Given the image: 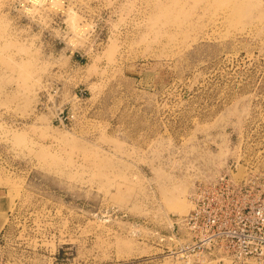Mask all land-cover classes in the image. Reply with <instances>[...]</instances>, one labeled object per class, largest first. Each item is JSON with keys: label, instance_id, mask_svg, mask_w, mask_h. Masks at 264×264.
<instances>
[{"label": "rangeland", "instance_id": "obj_1", "mask_svg": "<svg viewBox=\"0 0 264 264\" xmlns=\"http://www.w3.org/2000/svg\"><path fill=\"white\" fill-rule=\"evenodd\" d=\"M41 1L0 0V264H186L196 183L264 180V0Z\"/></svg>", "mask_w": 264, "mask_h": 264}, {"label": "built area", "instance_id": "obj_2", "mask_svg": "<svg viewBox=\"0 0 264 264\" xmlns=\"http://www.w3.org/2000/svg\"><path fill=\"white\" fill-rule=\"evenodd\" d=\"M72 118L58 115L61 124ZM231 171L196 183L192 209L176 218L168 239L161 238L169 240L168 256L186 261L209 254L218 264H264V180H237Z\"/></svg>", "mask_w": 264, "mask_h": 264}, {"label": "bare ground", "instance_id": "obj_3", "mask_svg": "<svg viewBox=\"0 0 264 264\" xmlns=\"http://www.w3.org/2000/svg\"><path fill=\"white\" fill-rule=\"evenodd\" d=\"M41 0H35V5L34 6H37V5H41ZM20 137V135H17V138H19ZM232 172V171H231ZM232 173H234V172H232ZM236 175V174H235ZM234 175V176H235ZM236 177V176H235ZM207 179V178H206ZM192 195H193V193H192ZM192 201H193V199H192ZM193 207V206H192ZM202 257H199L198 259H201ZM191 260H192V256L188 259V260H186L185 262H186V264H189V263H191ZM201 261H203V262H205L206 263V260L204 261V260H201Z\"/></svg>", "mask_w": 264, "mask_h": 264}, {"label": "crops", "instance_id": "obj_4", "mask_svg": "<svg viewBox=\"0 0 264 264\" xmlns=\"http://www.w3.org/2000/svg\"><path fill=\"white\" fill-rule=\"evenodd\" d=\"M0 232H1V228H0Z\"/></svg>", "mask_w": 264, "mask_h": 264}]
</instances>
